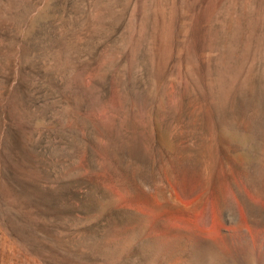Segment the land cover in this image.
<instances>
[{
  "label": "rangeland",
  "instance_id": "1",
  "mask_svg": "<svg viewBox=\"0 0 264 264\" xmlns=\"http://www.w3.org/2000/svg\"><path fill=\"white\" fill-rule=\"evenodd\" d=\"M0 264H264V0H0Z\"/></svg>",
  "mask_w": 264,
  "mask_h": 264
}]
</instances>
